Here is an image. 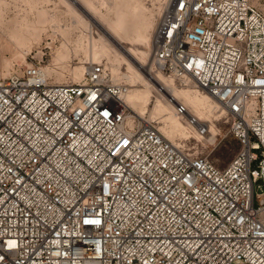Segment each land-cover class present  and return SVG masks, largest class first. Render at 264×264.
Instances as JSON below:
<instances>
[{
  "label": "built area",
  "instance_id": "built-area-1",
  "mask_svg": "<svg viewBox=\"0 0 264 264\" xmlns=\"http://www.w3.org/2000/svg\"><path fill=\"white\" fill-rule=\"evenodd\" d=\"M148 70L219 102L229 164L130 124L102 62L57 84L0 57V264H264V0H170Z\"/></svg>",
  "mask_w": 264,
  "mask_h": 264
},
{
  "label": "rangeland",
  "instance_id": "rangeland-1",
  "mask_svg": "<svg viewBox=\"0 0 264 264\" xmlns=\"http://www.w3.org/2000/svg\"><path fill=\"white\" fill-rule=\"evenodd\" d=\"M85 1L104 14L107 21L116 20L119 15L126 13L127 3L137 2L142 5V15L132 17L129 20L136 26L138 25L137 27H147V31L152 39L151 48L149 49L151 51L150 58L147 59L144 63L145 66H143L145 69H148L153 64L154 32L169 0L167 2L166 0ZM1 3L7 12L1 24V43H3L1 45L3 46L0 47V57L3 61V64L1 61V65L5 69L14 68L16 70L35 60L43 68L46 66L55 68V71L47 73L52 82L66 83L72 80L77 82L83 75L78 78L76 71L83 64H87L86 66H88L92 60V50L95 47L102 50L103 38L99 34H95V32H100L99 28L95 25L90 28L83 21L79 12L72 10L64 0H3ZM30 26L37 27V34L35 33L36 36L34 35L35 38L34 36L30 38L24 35L25 29ZM80 42L84 44V47L78 50L77 45ZM62 44L67 46L66 54L68 56L62 60V64L60 63L56 66V50ZM136 48L140 49L141 47ZM99 58L103 64L112 68L117 54L115 51H110L109 56L100 55ZM119 69V72L125 71V65L121 64ZM117 75L120 77L118 79L119 83L130 87V84L127 83L121 73ZM176 86L183 88V86L177 83ZM152 89L153 101L149 106V112L144 117L157 122L158 126H161L160 119L153 118L150 115V110H153L157 97L163 99H168V97L163 91L157 90L154 86ZM211 119H214V117H211ZM205 121L209 124L211 123V121ZM213 128H215L214 132L210 133L209 138L207 137L206 139L197 138L194 134L191 136L188 134L183 137L175 135L174 138L177 142L178 139H188L187 137L189 136L187 143L191 146L196 145L194 148L197 153L207 155L217 166L224 167L229 164L238 152L240 148L239 142L229 132V123L224 120V117L215 120ZM211 135L214 136L210 138Z\"/></svg>",
  "mask_w": 264,
  "mask_h": 264
},
{
  "label": "bare ground",
  "instance_id": "bare-ground-1",
  "mask_svg": "<svg viewBox=\"0 0 264 264\" xmlns=\"http://www.w3.org/2000/svg\"><path fill=\"white\" fill-rule=\"evenodd\" d=\"M1 2H3V0H0L2 24V20L6 17L7 12ZM64 2L72 10L79 12L83 21L90 28L95 25L100 30V32H95V34H99L103 38L102 50L96 47L92 50V60L91 62L89 61V64L100 63V55L109 56L110 51L116 52L117 58L114 59L115 64L112 68H109L107 65L105 66L111 76V79L115 83L121 84L118 81L120 77L117 75L121 73L122 76L125 77L127 83L130 84L129 90L123 96L124 101L130 110V124H133L134 121L145 118L144 115L149 112V106L153 101L152 87L154 86L157 90L163 91L168 99L157 97L154 103L155 105H153L154 107L152 106L153 110H150V115L153 116V118L156 117L157 119H160L162 125L159 126V128L169 140L174 143L186 142L189 139V136L187 137L188 139L181 138L178 139L177 142L175 141L174 136L179 135L183 137L188 134L190 136L194 134L200 139L209 138L210 133L214 132L215 128H213V126L215 125V120H219L220 117L224 116V111L222 110L219 102L207 91L189 82L188 79H184V84L186 85H181L172 77H167L158 71L152 73V71L143 67L145 66L144 63L147 59L150 58L151 51L149 49L151 48L152 39L147 31V27H137L138 25L136 26L129 20L132 17L140 16L142 11V5L140 3H127L126 13L119 15L116 20L107 21L104 14L97 11L85 0H64ZM36 32L37 27L30 26L25 29L24 35L31 38L34 35L36 36ZM21 42L23 43L24 41ZM1 44L3 43H1L0 40V47L3 46ZM83 47L84 44L82 42L77 45L78 50L83 49ZM136 47L141 48L137 49ZM66 51L67 46L65 44H62L56 50V66L59 65L62 60L67 58L68 54H66ZM121 64L125 65V71L119 72V66ZM86 65L87 64L81 65V67L76 71V76H78V78L79 76L84 75L88 69V66ZM43 71L46 75H48L47 73L55 71V68L46 66L43 68ZM175 82L183 86V88L177 87ZM57 84L63 83L59 82ZM178 97H182L183 99ZM180 100L187 105L188 109L199 119L211 121L209 124L210 129L208 134L201 136L195 127L188 126L184 122V118L176 114L175 104ZM211 117H214V119H211ZM213 136L214 135H211L210 138ZM192 146L196 147V145Z\"/></svg>",
  "mask_w": 264,
  "mask_h": 264
}]
</instances>
